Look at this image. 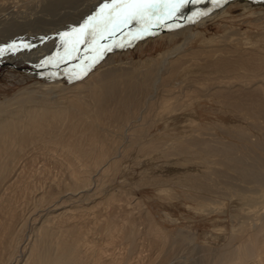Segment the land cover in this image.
I'll return each instance as SVG.
<instances>
[{"label": "bare ground", "instance_id": "1", "mask_svg": "<svg viewBox=\"0 0 264 264\" xmlns=\"http://www.w3.org/2000/svg\"><path fill=\"white\" fill-rule=\"evenodd\" d=\"M1 1L6 2L1 4L0 14L8 11L4 14L11 18L0 19V43L23 35L21 32L37 30L35 33L45 34L62 24H76L75 17L95 5L91 4L95 0ZM229 1L221 0L218 7L212 0L190 3L168 21V26H153L151 34L175 30L184 21L194 20L197 12L207 14L196 18L209 21ZM36 11L53 14L59 21L45 27L49 25L46 18L31 16ZM24 13L31 17L16 19ZM139 30L140 26L133 24L100 44L113 48L119 40L130 41L131 34ZM184 32L185 42L196 36L192 27ZM181 33L170 35L173 38ZM233 36L237 32L229 31L217 36L216 43L224 45ZM45 39H39L41 45L34 47V54L8 52L0 61L13 66L23 56L20 61L28 59L37 76L47 68L37 67L44 60L39 58ZM56 40H61L60 36ZM220 52L229 53L215 58ZM230 53L225 47L190 49L167 63L154 60L152 68L143 72L124 66L107 67L95 71L85 82L57 90V94L55 90H44L46 87L25 88L1 100L0 264H264V159L259 158L264 156V142L240 124L225 127L218 123V130L222 129L220 133L228 140L213 138L212 134L206 138L205 127L194 120L190 124L197 134L176 137L168 144L154 139L140 142L151 130L150 121L157 109L164 107L175 113L182 107L178 106L181 98L194 96L215 99L264 139V64H249V59L238 56L231 59ZM79 56L59 62V69L77 62L81 67L69 70L80 74L91 67V62H84L97 53L82 47ZM101 61L104 66L114 63L111 56ZM261 61L264 63V57ZM192 67L212 70L216 76L198 80L190 77L182 86L179 74ZM243 69L249 71L247 76L240 72ZM139 119L150 126L143 129ZM124 143L126 148L136 144L143 156L164 154L168 146L177 143V154L188 155L186 162L202 168L200 174L188 176L186 189L180 188L177 193L170 188L158 191L163 203L181 199L196 214L222 210L229 200L241 205L243 213L231 215L232 230L221 250L197 246L189 230L170 234L132 191L112 188L102 193V185L108 181L100 184L99 178L111 172L115 177L127 150L119 151ZM220 230L218 233L223 232Z\"/></svg>", "mask_w": 264, "mask_h": 264}, {"label": "rangeland", "instance_id": "2", "mask_svg": "<svg viewBox=\"0 0 264 264\" xmlns=\"http://www.w3.org/2000/svg\"><path fill=\"white\" fill-rule=\"evenodd\" d=\"M5 2L6 1L0 0V7H3L1 4H5ZM105 2L106 1L104 0H95V3H91L95 5H89V8H85L87 9L85 11L86 13L84 12L82 15L75 17L76 19L74 20V23L76 21V24L66 23L70 26V28H67L68 26L66 24H62L63 26L59 25L54 27V32L53 28L51 30L44 31L45 34L35 33L37 30L33 33H29L27 30L28 32L26 33L21 32L23 35H15L13 39L11 38L0 43L2 44L0 47H6L9 43L12 44L13 42L17 44L23 42L31 45L34 43L31 49H21L20 51L15 52L18 54L24 52V55H29V53L34 54L36 50L35 48L41 45L39 41L42 40V37H46L48 40H44L46 45L43 44L44 52L41 54L42 56L40 55L39 59L63 56L64 50L62 47V41L56 40L59 38V34L62 32H70L71 29L83 24L89 15H93L99 9L100 5ZM4 13L0 14V19H3L4 16H11L10 14L8 15ZM18 16L16 19L19 20H21V17L24 16L46 18L49 25H46L45 27L53 26L55 25V22L59 21V17L53 16V14L45 15L37 13V11L36 15L34 14L28 16L25 14L21 16L18 14ZM183 23L177 29L172 31H159L157 33L143 36L142 38L135 40L131 39L126 42H123L124 40H119L114 43V47L111 48L110 51L104 52L103 56L96 60L95 63H93V58L96 56H93L87 62H84L85 64L91 62V67L85 68L83 72L81 71L79 72L80 74L76 75L71 73L75 70H69V68L72 66H78L77 62H73L63 67L61 70L59 69L60 66L48 65L47 68L43 69L42 72L37 73L38 75L36 76L33 72V66L28 62V59H23V61L26 62L20 61L23 56H19L18 59L20 60H18L17 63H14L13 66L6 60L4 62L0 61V101L11 98L16 93L25 90V88L43 89L46 87L44 90H55L56 92H54V94H57L59 93L57 90L68 88L77 82H85L93 74L107 67L119 69L124 66V68L136 70L138 73L140 71L143 72L146 69L152 68L154 60H160L167 63L171 58L175 57L180 52L195 48L209 47L219 49L225 47L229 48L232 52L228 55V58L233 59L235 56H238V58L249 59V64L254 62L255 64H264L261 61V58L264 57V0H231L226 4L223 10H219L210 18L209 21H206L202 17L196 18L192 21H184ZM61 27H65L67 29H61ZM188 27L193 28V32L196 33V36L190 41L185 42L186 34L184 30ZM56 29H58V32H56ZM180 30L182 32L181 34L177 37L171 38V32H180ZM229 31L237 32V36H233V38L226 41L224 45L219 46V44L216 43L217 40L215 38L217 36L227 34ZM225 53L229 52L217 53L215 54V58H218V56L225 57ZM6 54H8V52ZM107 56L113 57L114 63L110 66H104L101 61ZM214 60L215 59L210 62H213ZM80 67L81 65L76 68ZM55 72H59L61 75L57 76L55 75ZM240 72L242 75L246 76L249 74V71L246 69H243ZM208 76L214 77L216 75L212 70H206L201 67H192V69L180 73L178 81L182 86H185L186 83L190 81V77L198 80L207 78ZM64 79L66 80L64 81ZM56 82L61 84H57ZM215 101L216 100L212 98L203 100L202 98L199 99L196 96L192 98L183 97L178 104V106L182 105V107H177L180 110L174 111L175 113H173V111H165L164 107L159 105L161 108L157 109L158 111L156 114L152 116L153 118L150 121L151 126L147 121L145 124L143 121L141 122L140 119L138 120V122L140 121V124L143 123L141 124L143 129H146L148 125L151 129L149 130V133L143 137L144 140L140 142H149L154 139L168 144L173 143L176 137L183 138L192 134H197L196 132H193L194 126L190 124V121L192 120L205 127L203 130L205 134L207 133V135H204L206 138L213 135V138L219 137L228 140L229 138L222 134L223 132L220 133L222 129L218 130L220 128L219 124H222L225 127L240 124L243 127H247L250 133H253L261 142H264V139L262 138L261 133L259 134V131L256 132L255 128L248 126L247 121L241 120V118H239L237 114L233 113L231 109H227L225 106L223 108V106ZM143 112L141 114H143ZM230 113L231 115L233 113V115L231 116ZM214 124H217V126ZM212 128L214 133L211 132ZM230 141L237 143V141L233 139ZM126 145L127 144L125 143L120 145L121 147L119 151L122 149L123 152L126 149L127 150L125 151L126 153L124 152V156L121 159L122 161L119 163V169L115 177H112L111 172L105 177L101 176V179L99 178L100 184H105V180L108 181L105 185H102V193H107V191L109 192L112 188H121L123 190L132 191L136 195L138 194L137 196L146 203V206L149 210L151 209L150 211L156 220L159 223L162 222L160 224L165 227L170 234H176L181 229V231L184 230L185 232L189 230V233L195 235V244L197 246H205L206 248L208 247L213 249V251L221 250L232 230L233 224L230 219L231 215H242L243 211L241 212V205L236 203L235 200H229L225 202V206L222 210L209 214L198 212V214H196V211L193 208H190V205L187 206V203L181 199L163 203L157 195L158 191L163 190L164 188H170L172 191L177 193L180 192V188L186 189V181L189 179L188 176L200 174L202 168H196L195 164H189L186 162L190 159L188 155H178L176 150L178 145L177 143L172 146H168L164 154L156 152L149 156H143L144 154L138 153V146H136V144L133 148H129V146L126 148ZM259 158L263 160L264 156L260 155ZM48 163H50V161H48ZM53 170L52 173H54ZM54 171L56 172V170ZM110 177H112L111 181H109ZM92 188L93 186L90 187L91 193ZM84 196L87 198L86 194ZM219 230L220 232H223L218 233Z\"/></svg>", "mask_w": 264, "mask_h": 264}, {"label": "snow or ice", "instance_id": "3", "mask_svg": "<svg viewBox=\"0 0 264 264\" xmlns=\"http://www.w3.org/2000/svg\"><path fill=\"white\" fill-rule=\"evenodd\" d=\"M202 0H106L99 9L90 15L83 24L71 29L70 32L60 33L63 56L48 57L37 67L48 65L58 66L59 62L80 58L81 48L97 53L93 63L110 51L111 46H102L100 41L108 40L118 31L133 24L139 25L138 33H132L133 40L151 34L153 26L166 27L168 21L174 19L188 4H199ZM213 6L218 7L221 0H212ZM207 13L197 12L192 19ZM28 43H12L0 47V57L7 52H18L21 49H31Z\"/></svg>", "mask_w": 264, "mask_h": 264}]
</instances>
